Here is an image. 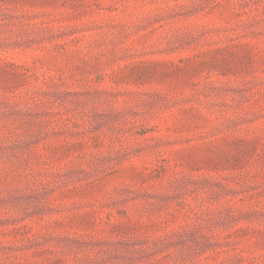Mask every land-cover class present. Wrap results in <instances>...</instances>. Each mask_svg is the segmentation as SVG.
<instances>
[{"label": "rangeland", "instance_id": "374dc122", "mask_svg": "<svg viewBox=\"0 0 264 264\" xmlns=\"http://www.w3.org/2000/svg\"><path fill=\"white\" fill-rule=\"evenodd\" d=\"M0 264H264V0H0Z\"/></svg>", "mask_w": 264, "mask_h": 264}]
</instances>
